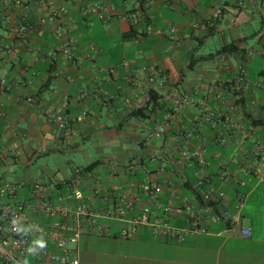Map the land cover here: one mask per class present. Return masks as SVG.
Listing matches in <instances>:
<instances>
[{
	"label": "crops",
	"instance_id": "obj_1",
	"mask_svg": "<svg viewBox=\"0 0 264 264\" xmlns=\"http://www.w3.org/2000/svg\"><path fill=\"white\" fill-rule=\"evenodd\" d=\"M0 80V145L10 153L0 158L4 177L37 157L80 160L40 166L39 179L15 178L19 198L34 202L31 183L55 182L46 186L50 199L64 203L62 182L82 170L90 176L80 177L81 190L106 189L112 203L132 202L126 217L147 206L181 230L184 214L162 206L198 204L189 156L198 144L202 187L223 192L216 207L234 213L241 195L246 237L238 225L226 231L224 221L201 218L205 230L180 241L148 225L123 238L120 221L101 219L103 232L83 233L98 237L81 233L75 243L79 264H264V178L245 171L264 143V0H0ZM176 93L193 101L155 138ZM145 179L157 184L152 200L141 193ZM88 241L107 249L84 260L77 246Z\"/></svg>",
	"mask_w": 264,
	"mask_h": 264
},
{
	"label": "built area",
	"instance_id": "obj_2",
	"mask_svg": "<svg viewBox=\"0 0 264 264\" xmlns=\"http://www.w3.org/2000/svg\"><path fill=\"white\" fill-rule=\"evenodd\" d=\"M58 11L63 12L64 8L59 7ZM130 15L133 16V14ZM98 17L103 19L100 14ZM161 31L167 30H157V32ZM141 69L145 70V67L142 66ZM211 91L215 98H220L217 88H211ZM188 101L193 100L184 93L171 94V103L162 115L163 121L154 126L152 136L160 137L164 132L165 123ZM219 141L223 142L224 139L220 138ZM255 145L259 146V142H255ZM261 146L262 149L259 147L260 149L255 153L256 156L245 166V171L258 179L264 178V143ZM235 155L231 156V161H236ZM9 156L7 148L0 145V158ZM189 156L195 162L196 178L193 188L198 204L192 207L187 202L181 201L174 206L170 202L162 206L164 213L174 211L184 214L186 226L181 230L169 225L162 217L153 215L147 206L141 207L137 215L126 217L125 212L131 209L132 202L128 199H121V204L112 203L110 192L106 189L98 190L95 187H89L85 191L81 190L78 186L80 177L90 176L86 171L80 170L73 178L62 182L66 189L61 197L64 203L53 202L50 199L47 187H53L55 182L45 185L31 183L28 187L29 198L32 197L34 202L27 198L16 199L15 184L7 180L1 172L0 264H27L24 262L25 257H30L33 264H79L75 253V243L81 233L103 232L100 225L101 219L120 221L122 226L118 236L123 238L135 235L140 226L148 225L154 233L180 241L186 234L205 230L199 225L201 218H207L211 222L224 221L225 230L230 231L239 223L237 211L241 195L236 198L234 213L228 212L224 207H216L220 202L219 199L223 197V192L214 193L212 189L202 187L206 181L205 177L199 175L200 168L206 163L203 146L196 145ZM128 167L129 170L132 168ZM218 175L223 179L226 173L221 171ZM139 187L141 193L147 198L151 200L154 198V191L157 189L154 179L143 180ZM95 199L100 202L98 208H93L91 205ZM40 217L46 220L42 221ZM238 232L246 237L250 234V229L238 225Z\"/></svg>",
	"mask_w": 264,
	"mask_h": 264
},
{
	"label": "rangeland",
	"instance_id": "obj_3",
	"mask_svg": "<svg viewBox=\"0 0 264 264\" xmlns=\"http://www.w3.org/2000/svg\"><path fill=\"white\" fill-rule=\"evenodd\" d=\"M76 156H66V155H62L60 156V158H56L55 160H49V158L46 157H37L35 160L32 161V163L24 168L21 172V170H19V173H16L17 175H21L20 178H18L19 176L15 177V172L14 173H10V171H8V174H6V178L7 180L13 182L16 179L20 180V179H39L40 177H44V175L42 173H40L39 167L40 166H49L50 168L54 169L56 168V163L59 161H64L66 159H71L73 161L76 162H80L79 159L74 158ZM15 167V166H13ZM11 169V168H9ZM4 172L2 171V168H0V173ZM5 173V172H4ZM10 173V174H9ZM21 173V174H20ZM18 184V183H17ZM14 188L17 189V194H16V199H19V193L21 191V187L19 186H14ZM110 231V230H109ZM85 233V232H84ZM82 237H98L99 235H97L96 233H90V234H83L81 235ZM104 249H107V246L104 244H100L97 243L95 241H88L85 243H78L77 246V253L78 256L82 257L84 260H88V259H93L94 257H96L97 253H100L102 251H104ZM24 262L27 264H33V261L30 257H25L24 258Z\"/></svg>",
	"mask_w": 264,
	"mask_h": 264
},
{
	"label": "trees",
	"instance_id": "obj_4",
	"mask_svg": "<svg viewBox=\"0 0 264 264\" xmlns=\"http://www.w3.org/2000/svg\"><path fill=\"white\" fill-rule=\"evenodd\" d=\"M149 99H150V101H151L153 104H155V103H156V100H157V98H156V96H155V95H153V94H150V97H149Z\"/></svg>",
	"mask_w": 264,
	"mask_h": 264
}]
</instances>
